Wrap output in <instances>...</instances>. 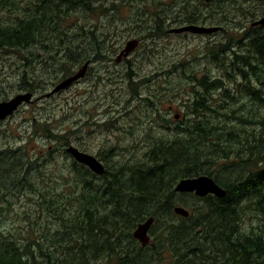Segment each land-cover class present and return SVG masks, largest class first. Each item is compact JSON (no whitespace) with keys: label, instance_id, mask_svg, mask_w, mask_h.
<instances>
[{"label":"trees","instance_id":"obj_1","mask_svg":"<svg viewBox=\"0 0 264 264\" xmlns=\"http://www.w3.org/2000/svg\"><path fill=\"white\" fill-rule=\"evenodd\" d=\"M116 1L0 0V11H7L0 16V52L19 55L22 62L37 55L36 50L51 58L63 53V80L70 76V59L73 64L81 62V46L70 48L79 36L72 40L68 35L73 13H93L94 4ZM258 13L248 15L253 18ZM234 45L233 41L230 46ZM239 46L247 47L248 56L236 53L231 61H222L221 49L206 52L223 73L211 80L208 75L195 78L196 87L206 92L194 87L184 117L172 122L168 134L155 136L141 154L125 160L109 162L100 151L106 161L101 175L71 158L65 149L70 141L61 131L43 127L40 137L56 144L37 151L29 150L27 142L0 144V210L14 208L7 196L19 193L32 196L39 208L17 212L26 226L0 230V264H264V90L250 85L253 79L264 89V66L260 68L264 31L253 33ZM29 68L20 72L17 90L45 95L56 82L38 89L34 82L40 79ZM210 87L217 98L209 103ZM241 88L257 105V112L233 114L246 104L237 97ZM226 103L231 108L220 113L223 120L214 126L208 117ZM234 116L241 123L239 132L221 126ZM233 144L240 147L234 150ZM203 174L225 189L223 197L174 190L180 179ZM176 205L185 207L188 216L175 214ZM250 214L256 221L246 230L245 218ZM149 217H153L151 241L141 247L132 232Z\"/></svg>","mask_w":264,"mask_h":264},{"label":"rangeland","instance_id":"obj_2","mask_svg":"<svg viewBox=\"0 0 264 264\" xmlns=\"http://www.w3.org/2000/svg\"><path fill=\"white\" fill-rule=\"evenodd\" d=\"M165 1L117 0L113 5L108 3L94 4L93 13L91 11L74 12L67 23L70 25L68 30L69 38L73 40L75 35H79L76 37V42L73 43L71 41L72 43H70V48L73 50H77L78 46L82 47L86 38L85 30H87V25L98 26L105 34L109 29L116 30L119 34L113 37V39L115 38L114 44H123L124 41L133 37L130 36L131 33H145L147 37L143 40L145 46L141 52L140 62L154 75L160 69V61L163 60L164 75L147 76L149 81H143L141 77H128L125 74L126 70H124L122 75L117 73L111 77V80L114 79V89L112 91L110 90L111 86L107 83V78L102 76L100 83L97 82V79L91 77L88 80L80 79L72 82L66 88L52 93L50 96H46L44 93L39 95V91L33 92L31 102L24 103L14 114L0 121V144L17 146L27 142V148L35 151L42 149V147L55 146V141H50L43 136L40 137L43 134V127H47L50 130L61 131L70 141V144L88 153L96 154L100 148L105 159H110L109 162H115L141 154L155 136L160 137L164 135V132L168 134L174 127L172 114L175 112L185 114L187 110L186 102L189 103V99L195 96L194 87L197 84L195 83V78L197 79L203 75L202 73H207L209 78H211V76L222 75L223 71L220 67L218 68L217 64L219 63L216 64L206 57V52L211 48L207 44V40L213 36L167 34L164 28H161L160 24L164 26ZM227 1L219 0L215 5L219 8L218 10H221L226 15L232 12V17L236 19L235 22H245V17L252 21L255 17L262 15L258 12L261 11L260 8L262 9L264 0H232L230 5ZM185 3L192 4L187 1ZM223 3L226 4L223 5ZM249 12L258 14L251 18L248 15ZM3 14L6 15L7 11H0V16ZM236 27V25L230 27V36H224L221 40H217L215 42L216 45H213V47L216 46L217 49H221V43L225 42L230 46L234 41V47L238 50H236L237 53H246L247 47L239 46V44L247 43L248 40H241V43H237L240 36L234 30ZM113 43L111 45H114ZM30 52V50L25 51V53ZM35 52L37 55L31 56V60L28 62H22L21 56L14 53L5 54L3 51L0 52V101L9 99L19 92L17 90V78L24 66L29 67L31 65L29 71L32 70L34 75L39 77L40 81L34 82L38 89L43 87L47 89L54 82L57 84L62 80L61 56H63V53L56 58L55 56L51 58L47 53H43L40 50ZM225 56V53L222 54L219 51V57L222 61L223 58L225 60ZM232 58L233 55L225 61H231ZM73 63H70L71 69ZM75 66H73L75 71H79L80 65ZM263 66L264 64L260 63V68ZM156 68L158 70H155ZM101 70L103 73L106 72V69L104 70L102 67ZM135 70L136 67L130 68L131 74ZM128 78H133V80L129 82ZM134 80H137L136 85L143 82L140 87L141 91L138 90L133 94L129 91V87L135 85L132 83ZM250 85L256 89L264 90L261 84L253 79ZM195 89L206 92L199 87ZM227 89L234 91L231 86H228ZM143 95L150 96L152 104L156 106L150 108V103L144 101ZM237 97L246 104L235 108L233 113L235 116L241 113L249 115L248 111L251 109L255 112L259 110L252 99L245 94L243 88H241ZM209 98L208 102H213L217 98V91H212ZM102 101L109 102L115 107L120 105L122 108H129L126 114H130L132 110V116L137 117L133 122H125L117 119V117L109 116L104 110L109 109L110 106L108 103L99 106ZM128 101L138 102L131 103ZM163 105L164 121L161 120V116H154L155 112L153 109L155 107L160 108ZM171 105L174 106V112L169 113V106ZM229 108H231L230 103H226L218 111L213 110L211 112V116L208 118L214 126L218 124V121L223 120V114L220 113L229 110ZM235 116L221 126H224V128L227 125L233 126L239 132L241 123ZM121 117H124V115ZM154 117L156 122H164V126H150L149 121ZM189 117L193 121L196 120L192 116ZM95 120L101 124L97 125ZM44 121L48 124H44ZM128 126L132 129L131 131H125L129 129ZM246 126L248 125H244V127ZM250 126L252 127L250 128L251 130L259 131L258 127ZM32 134L34 135L33 137H31ZM237 138L239 139V136ZM110 143L115 148L111 147L112 144ZM238 145L233 144L232 148L236 150L240 147ZM235 146L238 147L235 148ZM108 150H111V152L105 154ZM57 152H55L57 155H61L60 151ZM125 172L129 173L128 170H125ZM127 174L125 175L126 179H128ZM7 198L9 200L13 199L15 207L0 210V230H5V228L12 230L13 228H19V226H26L28 223L18 217L17 212L25 210L30 212L32 210L31 213H33L34 208L39 209L37 206L34 207L35 199L22 193H19L17 197L8 195ZM252 215L250 214V216L245 218L247 228L244 229L246 230L251 225H255L256 219ZM30 219H34V217ZM37 221H40V219H37ZM164 264L168 263L164 261Z\"/></svg>","mask_w":264,"mask_h":264},{"label":"flooded vegetation","instance_id":"obj_3","mask_svg":"<svg viewBox=\"0 0 264 264\" xmlns=\"http://www.w3.org/2000/svg\"><path fill=\"white\" fill-rule=\"evenodd\" d=\"M185 1L192 4L185 3ZM218 1L219 0H213L209 2L205 0H166L164 5V22H163L164 26L162 25V27L164 28L167 34L174 33L178 35L213 36L211 39L207 40V44L211 47L208 51L210 50L213 51L216 49V46L213 47V45H216L215 42L217 40H221L224 36L226 37L230 36L229 28L232 27L233 25L237 26L234 30L236 31V34L240 36V39L237 41L238 43H241V40H245V39L249 40V36L255 32L263 33L264 24L253 25L252 23L256 22L257 20H259L264 16V2L262 5V15L255 17V19H253L252 21H250V19L245 17V22L238 23L235 22L236 19L232 17V12L226 15L221 10H218L219 8L216 7L215 5ZM227 2L230 5L231 0H228ZM189 25H196V26L215 28V29L211 32H206V33H193L187 30L181 32L173 31L174 29L182 28ZM86 29H87L85 30L86 38L81 47V62L79 64L75 63L76 66L80 65V70L82 69V76L78 80L80 79L88 80L91 77L93 79H97V82L100 83L101 77L105 76L107 78L108 85L111 86L110 90L112 91L114 89V84H113L114 79L111 80V77L116 75L117 73H119V75H122L124 73V70H126L125 74L128 75V77L129 76L133 78L141 77L143 81L144 80L149 81L147 79V76H152L153 73L149 72L147 67L143 66L144 64H141L140 62L141 52L143 51V47L145 46L143 40L145 39V37H147L145 33L143 32L131 33L130 36L133 37L124 41L123 44H116V43L114 44L113 41L115 38L113 39V37L119 34L116 30L109 29L108 32L105 34V32L100 30V27L95 25H87ZM94 36H97L96 40H94ZM98 40H101V44L94 45V43ZM112 43L114 45H111ZM221 44L223 47L221 48L220 51L222 54L223 53L226 54L225 60L230 59L232 55L234 56L238 51L237 49H235V47L229 46L225 42ZM243 55L248 56V52L244 53ZM252 57H254V54L251 55V58ZM70 61L73 62L72 58L70 59ZM75 64L72 65L70 75H73L74 73L77 72L73 68ZM160 66L161 67L159 70L158 68L155 69L158 71H156L153 76L164 75L163 60L160 61ZM101 67L104 70L106 69L105 73H103ZM132 67H136V70L132 71L131 74L130 68ZM202 74L208 75L207 73H202ZM211 78L213 77L211 76ZM136 81L137 80H134V82H132L135 84L133 87H129V91L133 94L141 89L140 88L141 83L143 82L142 81L139 85H136ZM208 90H210L211 93L212 91H216L211 87ZM143 98L144 101L150 103V108L156 106L152 104V100L150 96L143 95ZM128 102L133 103L138 101H128ZM104 103H108L110 106L109 109L104 110V112L109 116L117 117V119L124 120L125 122L126 121L133 122L137 117V116H132L131 114L132 110L130 111V114H126V111L129 110V108L126 107L122 108L120 105H118L119 107L117 106L115 107L109 102L102 101L99 103V106L103 105ZM153 109L155 112L154 116L155 117L157 115L161 116V120L164 121V105L161 106L160 108L155 107ZM171 112H174V106L172 105L169 106V113ZM122 115H124V117H121ZM155 117L150 119L149 121L150 126L151 125L164 126V122H156ZM183 117L184 114H180L177 112L172 114V119L174 121L179 119L181 120ZM95 123L97 125L101 124L96 120ZM128 130L131 131L132 129L129 127V129H126L125 131ZM99 152H100V148L98 149V152H96V154H92L88 152L86 153L95 156L97 160L100 161L103 166H105L106 161L104 160L103 157L100 156Z\"/></svg>","mask_w":264,"mask_h":264},{"label":"water","instance_id":"obj_4","mask_svg":"<svg viewBox=\"0 0 264 264\" xmlns=\"http://www.w3.org/2000/svg\"><path fill=\"white\" fill-rule=\"evenodd\" d=\"M207 2L213 0H205ZM256 24H264V17L260 18L256 22L252 23ZM215 28L201 27L196 25H189L182 28L174 29V32L181 31H191L193 33H206L211 32ZM82 76V69L77 71L75 74L61 80L57 83L52 90L47 94H52L58 92L64 88H66L72 82L78 80ZM32 100V94L30 92H19L14 96L10 97L6 100L0 101V120L7 118L12 115L23 103H29ZM66 152L71 155V157L78 163H81L87 166L92 172L95 174L101 175L104 171V166L97 158L91 154L83 152L79 150L77 147L73 145H69L66 147ZM174 190L179 193L188 192L194 193L198 197H203L207 194H213L217 197L223 196L224 191L220 189L213 181L211 176L208 175H200L195 177H186L180 179ZM173 212L187 217L189 212L188 210L180 205H176L173 208ZM153 223V217H149L145 221L138 223L132 232L133 237L140 243L141 247L146 246L150 241L149 230Z\"/></svg>","mask_w":264,"mask_h":264},{"label":"bare ground","instance_id":"obj_5","mask_svg":"<svg viewBox=\"0 0 264 264\" xmlns=\"http://www.w3.org/2000/svg\"><path fill=\"white\" fill-rule=\"evenodd\" d=\"M46 21H47V20H46ZM263 76H264V75H263ZM208 79H209V78H208ZM210 80H211V78H210ZM54 86H55V85H54ZM54 86H53V87H54ZM51 90H52V89H51ZM51 90H50V91H51ZM240 90H241V89H240ZM50 91H49V92H50ZM49 92H48V93H49ZM46 94H47V93H46ZM226 106H227V105H226ZM212 110H213V109H212ZM210 111H211V109H210ZM210 111H209V112H210ZM214 113H215V112H214ZM69 145H70V144H69ZM69 145H68V146H69ZM66 147H67V146H66ZM104 158H105V157H104ZM80 164H81V163H80ZM93 173H94V172H93ZM203 175H205V174H203ZM199 176H200V175H199ZM208 176H209V175H208ZM212 179H213V177H212ZM213 181H214V183H215L220 189H222V190L224 191V195H225V189H224L223 187H221V186H220V185H219L214 179H213ZM183 193H188V192H183ZM192 194H194V193H192ZM194 195H195V194H194ZM212 195H213V194H212ZM224 195H223V196H224ZM223 196H220V197H223ZM203 198H204V196H203ZM188 212H189V211H188ZM175 214H176V213H175ZM177 215H178V214H177ZM182 217H183V216H182Z\"/></svg>","mask_w":264,"mask_h":264}]
</instances>
